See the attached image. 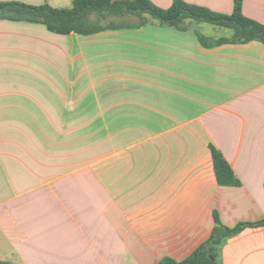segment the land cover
Returning a JSON list of instances; mask_svg holds the SVG:
<instances>
[{
  "label": "crops",
  "instance_id": "0c3cea01",
  "mask_svg": "<svg viewBox=\"0 0 264 264\" xmlns=\"http://www.w3.org/2000/svg\"><path fill=\"white\" fill-rule=\"evenodd\" d=\"M242 14L264 25V0H242ZM143 17H107L116 26L89 35L0 20V262H181L214 216L228 228L264 219V44L204 47L196 32L230 35ZM210 145L239 186L218 185ZM220 260L264 264V226L229 238Z\"/></svg>",
  "mask_w": 264,
  "mask_h": 264
},
{
  "label": "trees",
  "instance_id": "16d2710c",
  "mask_svg": "<svg viewBox=\"0 0 264 264\" xmlns=\"http://www.w3.org/2000/svg\"><path fill=\"white\" fill-rule=\"evenodd\" d=\"M148 14L160 26L185 30L186 20L196 24H209L230 31L229 37L208 38L199 32L196 36L204 47L222 44H244L258 41L264 44V25L246 18L242 14V0H234L231 14H220L208 9L194 6L182 0H173L168 9H161L149 0H72L68 9H56L48 5L31 6L20 2H0V20L25 21L43 24L50 32L68 35L72 32L89 35L115 24H102L107 17L133 15L145 24L143 17ZM91 16L96 20L92 21ZM215 178L220 186H239L231 167L223 155L210 145ZM264 226V219L257 223H242L233 228L224 226L214 216V228L210 237L194 250L185 260L176 262L170 258L161 260L160 264H221L220 254L226 241L239 234L247 227ZM0 264H7L0 262Z\"/></svg>",
  "mask_w": 264,
  "mask_h": 264
},
{
  "label": "rangeland",
  "instance_id": "374dc122",
  "mask_svg": "<svg viewBox=\"0 0 264 264\" xmlns=\"http://www.w3.org/2000/svg\"><path fill=\"white\" fill-rule=\"evenodd\" d=\"M62 2L60 3V5L58 6L59 8H61V9H63V0H61ZM72 5V4H71ZM107 23V19H104L103 21H102V24H106ZM206 28H208L207 30L209 31V30H211V31H209V32H203V29L204 28H202V30H201V28L199 29L200 31H202L203 33H205V34H207V35H214L215 33H216V35H218V36H226V34L227 35H230V31L229 30H226V29H221V28H218V27H215V26H213V25H207V27ZM214 33V34H213ZM62 69H64V70H68V69H70L69 67H64L63 65H62ZM58 74V73H57ZM59 77H62L63 78V75L62 76H59ZM59 77L57 78L56 76H54V74L52 75V78L53 79H55L56 78V81H58V79H59Z\"/></svg>",
  "mask_w": 264,
  "mask_h": 264
}]
</instances>
